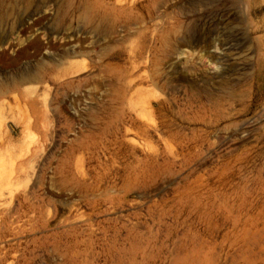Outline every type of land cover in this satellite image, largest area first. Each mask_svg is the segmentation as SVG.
Wrapping results in <instances>:
<instances>
[{
	"label": "rangeland",
	"instance_id": "374dc122",
	"mask_svg": "<svg viewBox=\"0 0 264 264\" xmlns=\"http://www.w3.org/2000/svg\"><path fill=\"white\" fill-rule=\"evenodd\" d=\"M30 26L0 264H264V0H0V46Z\"/></svg>",
	"mask_w": 264,
	"mask_h": 264
},
{
	"label": "bare ground",
	"instance_id": "6f19581e",
	"mask_svg": "<svg viewBox=\"0 0 264 264\" xmlns=\"http://www.w3.org/2000/svg\"><path fill=\"white\" fill-rule=\"evenodd\" d=\"M32 32V38L25 40L22 43V47L14 53V45L12 43H7L6 46H0V66L3 68L7 67H15L17 65L26 63L30 59L41 58L42 56H48L54 54V50L58 49L57 43H54L52 39H44L40 38L41 33L38 32L33 26L27 27L24 29V34ZM73 43H67L64 45V49L66 46L70 47V49L76 48V46L72 45ZM18 46V45H17ZM16 49V48H15ZM16 51V50H15ZM13 52V56L10 55ZM52 56V55H51ZM54 56V55H53ZM28 127V125L26 124Z\"/></svg>",
	"mask_w": 264,
	"mask_h": 264
}]
</instances>
